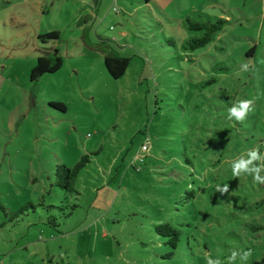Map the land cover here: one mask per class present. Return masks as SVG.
<instances>
[{
  "label": "rangeland",
  "instance_id": "374dc122",
  "mask_svg": "<svg viewBox=\"0 0 264 264\" xmlns=\"http://www.w3.org/2000/svg\"><path fill=\"white\" fill-rule=\"evenodd\" d=\"M198 11L228 19L226 37L185 51L199 33L183 23ZM243 11L250 2L0 0V264H227L241 249L252 250L247 264L264 258V185L230 167L250 148L264 154V43L246 58L259 20ZM52 31L58 41L37 40ZM52 50L60 70L30 83ZM108 54L129 59L119 79ZM253 97L243 122L226 118ZM83 155L90 163L67 193L55 168ZM161 224L181 232L175 250L155 233Z\"/></svg>",
  "mask_w": 264,
  "mask_h": 264
},
{
  "label": "trees",
  "instance_id": "16d2710c",
  "mask_svg": "<svg viewBox=\"0 0 264 264\" xmlns=\"http://www.w3.org/2000/svg\"><path fill=\"white\" fill-rule=\"evenodd\" d=\"M227 21L219 17H211L208 15H203L202 19L195 20L191 18H186L184 20V27L189 32L199 33L198 36L189 38L183 45L185 51H195L202 49L213 43L216 39V36L223 31ZM37 40L41 44H48L50 41H58L59 33L56 31L47 32L43 35H38ZM247 53V55H249ZM129 65V59L122 58L118 54H108L104 57V66L113 79L121 78ZM62 67V59L58 54H54V50L47 55H43L37 58L36 65L29 73L30 83H35L40 77L46 74H53L60 70ZM223 71L225 69L223 68ZM52 107L57 108L60 111H64L65 108L61 104H51ZM90 163L89 155H83L80 157L78 162L72 167L68 168L64 165H57L54 171L55 185L60 189L66 191L67 193H73L75 182L77 181L81 171ZM191 194V193H190ZM32 205V204H31ZM29 204V206H31ZM33 206V205H32ZM4 215L7 214L6 209L0 207ZM25 211V208L14 213V217H18ZM50 222H53L50 220ZM260 227H253V230H258ZM155 233L159 236L165 237V244L168 245L171 250H175L179 241L181 232L170 226L169 224L157 225L154 228ZM173 252L168 254V257H172ZM250 264H264V258L260 260H253Z\"/></svg>",
  "mask_w": 264,
  "mask_h": 264
},
{
  "label": "clouds",
  "instance_id": "9594fccd",
  "mask_svg": "<svg viewBox=\"0 0 264 264\" xmlns=\"http://www.w3.org/2000/svg\"><path fill=\"white\" fill-rule=\"evenodd\" d=\"M249 63L241 65L242 71H248ZM256 98L238 99L230 108L227 109V119L235 120L237 122H243L248 115L254 111ZM231 173L234 177H240L241 175L250 176L254 183L264 185V154L259 150V146L248 149L245 153H241L235 159L230 162ZM217 192L221 195L229 192V185L225 184L222 187L217 185ZM253 253L251 249H241L239 251L233 250L228 257L227 264H235L237 259L241 264H247V261L252 257ZM207 264H225L219 258L213 259L209 255L207 257Z\"/></svg>",
  "mask_w": 264,
  "mask_h": 264
},
{
  "label": "crops",
  "instance_id": "0c3cea01",
  "mask_svg": "<svg viewBox=\"0 0 264 264\" xmlns=\"http://www.w3.org/2000/svg\"><path fill=\"white\" fill-rule=\"evenodd\" d=\"M243 1L250 2V4L252 5V10H253V13H248V12H245V11L242 12L244 17L246 18V20L248 22H251V21H253L251 18H254V16H256L257 20H259V23L256 25L257 29H255L256 30V35H255V37L250 38L251 46H250V49L247 51V53H249L250 50H251V52H250L249 55H247V53H246V58L247 59L248 58L249 59H253L254 56H255L256 48L259 47V45L261 44L262 41L264 43V34H262L264 24L261 23V22H264V0H243ZM88 5H89L90 13L87 14L86 16L90 18V17H92V14H93L92 11H93V8L95 7V5L94 6H92L90 4H88ZM217 5L221 8V10H222V8L224 9V12H221V14L225 15V14H229L230 13L229 9L226 8V5L224 3H217ZM215 14H217L215 11H213L210 14L198 11L197 12V17L195 18V20L202 19L203 15H208V16H211V17H219V18L225 19L227 21V23L225 25V27H226L227 24L229 23V20L226 19V18L220 17L219 15L217 16ZM250 14H253V17L250 16ZM187 18H191V17H187ZM191 19H193V18H191ZM223 31H224V29H223ZM225 37H226L225 35H217L216 39H215V41L213 43H215V42L223 43L222 41H223V39H225ZM46 45H49V43L46 44ZM218 49L221 50V49H223V47H219Z\"/></svg>",
  "mask_w": 264,
  "mask_h": 264
},
{
  "label": "built area",
  "instance_id": "2783aa9c",
  "mask_svg": "<svg viewBox=\"0 0 264 264\" xmlns=\"http://www.w3.org/2000/svg\"><path fill=\"white\" fill-rule=\"evenodd\" d=\"M141 151H142V152H146V151H148V146H147L146 144L142 145V146H141ZM136 159H139L140 162L143 160V159H142V156H137Z\"/></svg>",
  "mask_w": 264,
  "mask_h": 264
}]
</instances>
